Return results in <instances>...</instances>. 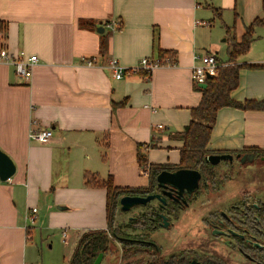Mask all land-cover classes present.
<instances>
[{"label":"crops","instance_id":"crops-1","mask_svg":"<svg viewBox=\"0 0 264 264\" xmlns=\"http://www.w3.org/2000/svg\"><path fill=\"white\" fill-rule=\"evenodd\" d=\"M257 18L264 19L262 0H0V48L39 59L28 83L10 67L0 69V149L17 167L10 181L0 180V264H34L32 226L39 220L48 229L69 226L74 233L66 240L75 248L83 233L109 228L107 191L87 185V173L119 188H146L149 165H179L183 143L175 135L202 100L192 80L196 57L228 62L231 45ZM82 20L93 27L81 28ZM217 22L226 57L214 42ZM254 37L237 64L264 65V25ZM258 38L263 49L253 47ZM160 50L173 66L149 76L117 80L108 66L115 58L133 68L158 59ZM239 80L235 101L264 99V69L242 68ZM35 129L51 130L52 139L31 140ZM208 148L264 150V111L221 109ZM33 208L34 223L27 220ZM55 210L77 211L86 221H60Z\"/></svg>","mask_w":264,"mask_h":264},{"label":"flooded vegetation","instance_id":"flooded-vegetation-1","mask_svg":"<svg viewBox=\"0 0 264 264\" xmlns=\"http://www.w3.org/2000/svg\"><path fill=\"white\" fill-rule=\"evenodd\" d=\"M240 154L251 153H211L234 159L216 166L206 163L209 168L198 170L199 188L190 197L184 194L185 201L170 187L151 190L149 195H161L164 201L145 206V264H264V188L252 199L251 182L243 173L257 158L264 161V154L253 153L254 162L244 164L237 159ZM136 208L128 213H139Z\"/></svg>","mask_w":264,"mask_h":264},{"label":"trees","instance_id":"trees-1","mask_svg":"<svg viewBox=\"0 0 264 264\" xmlns=\"http://www.w3.org/2000/svg\"><path fill=\"white\" fill-rule=\"evenodd\" d=\"M262 2L264 7V0H262ZM262 25H264V19H255L254 22L247 27L241 42L235 41L231 45L228 58V63H230L231 66L221 68L217 76L208 79L206 88H201L200 85H198V90L202 93V100L197 107L191 110L192 119L189 125H187L183 131L175 135V137L183 143V147L180 150L181 162L179 165H149L148 168L151 180L150 185L146 188H119L114 185L111 178L101 182L92 178L90 173H87V185L93 186L98 184L107 191V218L109 228L107 230H94L83 233L79 237L69 264H94L101 253L104 254V257L109 254L113 244L111 236L117 238V234L113 231V228L116 227L115 215L120 209L119 204L121 198L125 196L145 197L151 194V190L157 186L156 178L163 170L175 171L180 168L201 170L209 168L205 162V157L214 152L211 151L208 146L211 141L217 115L221 109L230 107L241 110L264 111V99L261 101L246 100L244 102H237L231 97L232 92L239 87L240 70L242 68L264 69V65L237 64L238 58L248 52L251 43L254 41L255 28ZM80 27H93V23L91 21L82 20L80 22ZM118 29H121L120 25L117 30ZM4 30V23L0 22V31ZM229 30L230 28L227 27V31ZM106 49L107 41H103L101 44L103 54L106 52ZM158 53V59L164 61L167 53H164L162 50ZM170 57L173 58L172 56ZM146 74L149 76L151 73L146 72ZM244 152L264 154V150L258 148H248ZM139 159L143 164L147 165V160L143 158L142 154H139ZM141 216V225H147L146 213L141 214ZM120 243L122 245L121 260L130 259L140 251L146 253L147 251L142 249L149 247L144 240H134L132 238H120ZM133 247H137L138 249Z\"/></svg>","mask_w":264,"mask_h":264},{"label":"rangeland","instance_id":"rangeland-1","mask_svg":"<svg viewBox=\"0 0 264 264\" xmlns=\"http://www.w3.org/2000/svg\"><path fill=\"white\" fill-rule=\"evenodd\" d=\"M219 23L217 22L214 27V42L217 43L220 47L219 55L222 57H226L228 55V42L224 41L226 36H217L222 32V27H219ZM4 31H1L3 33ZM263 39H257L255 41L253 47H257L259 49H263ZM264 41V40H263ZM222 163L221 165H223ZM251 166V165H250ZM225 167H219V170H223ZM244 168H247L245 166ZM250 172V177H249ZM244 176L250 180L251 184L248 185V189L252 192V199L254 196L262 192V188H264V161L259 160L258 158L255 160L254 164H252V168L243 172ZM248 182H246L247 184ZM236 182L234 183V185ZM237 186V184H236ZM262 188L260 189V187ZM120 206V204H119ZM149 208L145 206H139L135 210L139 213L137 217L136 214L132 215L131 213H126L121 210H118L115 215V228L113 231L116 232L117 238L111 236V240L113 241L111 250L107 256L104 257L102 264H145L147 262V255L142 253L141 251L136 255H133L130 259L121 260L120 254H122V245L120 243V238L127 239H139L144 240L145 242L149 239L147 228L148 224L142 226L141 223V214L147 212ZM44 213H48L49 211L46 209L43 210ZM60 217V221H86L83 214L77 211H66L61 212L55 210ZM140 214V215H139ZM135 217L134 220L131 218ZM133 221V222H132ZM108 225V222H107ZM35 229V233L32 239L33 244V256L35 259L34 264H69L72 253L75 250V243L73 241H68L63 236V230L65 229L69 232V236H73L74 231L67 225L63 226H54L52 228H46L47 223L41 224L40 220L36 223V225L32 226ZM138 249L137 247H133ZM149 247H145L142 250L147 251ZM134 250V249H133ZM72 255V256H71ZM71 256V257H70Z\"/></svg>","mask_w":264,"mask_h":264},{"label":"built area","instance_id":"built-area-1","mask_svg":"<svg viewBox=\"0 0 264 264\" xmlns=\"http://www.w3.org/2000/svg\"><path fill=\"white\" fill-rule=\"evenodd\" d=\"M113 29H117L119 24L113 22L111 24ZM197 60L200 59V64H195L192 67V80L197 85L206 84L210 77L217 76L221 68L231 66L228 62H220L215 54H207L202 58L196 57ZM38 57L36 55H27L25 52L14 53L6 47L0 48V69L3 67H10L13 69L17 78L30 82L33 78L34 69L38 64ZM94 61H89L87 65L92 66ZM109 68L112 70L114 78L117 80L123 79L125 76L136 75L141 71L148 73H153L155 70L166 67L173 66L172 61L166 59L160 61L159 59L143 58L140 64L133 68H124L117 59L113 58L108 63ZM31 140L47 143L52 137L53 133L51 130H32L29 134ZM38 210L37 208L31 209L27 214V220L34 223L37 220ZM64 238L67 239L68 233H63Z\"/></svg>","mask_w":264,"mask_h":264},{"label":"water","instance_id":"water-1","mask_svg":"<svg viewBox=\"0 0 264 264\" xmlns=\"http://www.w3.org/2000/svg\"><path fill=\"white\" fill-rule=\"evenodd\" d=\"M103 32V29H102ZM212 77L209 76V79ZM201 88H206V84L200 85ZM234 156L232 155H207L205 162L207 164L216 166L222 161H233ZM237 159H240L241 163H252L254 162L255 155L245 154L238 155ZM17 172V167L11 157L0 149V180L3 182L10 181ZM157 185L166 189L168 187L173 188L174 191L183 197L184 194H188L190 197L198 188L201 180V173L194 169L180 168L175 171L163 170L157 176ZM164 201L161 195H148L145 197L141 196H125L120 200L121 210L123 212H130L132 209L138 206H147L153 200ZM183 200L185 201L184 197ZM104 254L101 253L94 264H102Z\"/></svg>","mask_w":264,"mask_h":264}]
</instances>
